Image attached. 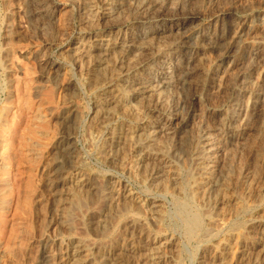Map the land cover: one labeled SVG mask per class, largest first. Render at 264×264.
Segmentation results:
<instances>
[{
  "label": "rangeland",
  "instance_id": "rangeland-1",
  "mask_svg": "<svg viewBox=\"0 0 264 264\" xmlns=\"http://www.w3.org/2000/svg\"><path fill=\"white\" fill-rule=\"evenodd\" d=\"M85 1L0 0V264H56L42 256L54 252L58 242L69 240L85 243L90 260L86 264H143L145 243L161 247L164 264H254L255 259L264 264L257 248L264 236V112L254 115L249 130L232 140L221 136L227 127L223 130L218 120L227 110L230 96L226 95H231L228 80L248 69L246 82L263 95L264 111V0H193L178 7L180 12L175 7L168 11L184 18L195 8L192 13L197 11V18L192 26L197 35L207 26L211 29L215 12L220 10L225 36L219 51L225 58L214 51L200 64L199 80L206 85L201 84L197 96L193 126L180 124L191 101L190 88L175 85L176 89L169 88L172 93L165 91L166 106L172 107L178 119L174 121L175 137L163 138L161 144L167 160L177 166L178 177L163 185L153 181L144 164L141 118L149 113L147 103L122 99L119 106H108L109 113L100 116L96 112L101 110L98 98L105 79L113 77L115 57L109 59L106 77L104 70L87 69V63L75 61L74 52L85 43L91 29L103 34L109 25H96ZM90 2L94 6V0ZM183 8L186 13L182 10V14ZM121 18V33L132 25L140 31L150 26L134 11H125ZM234 54L245 60L225 76L224 69ZM205 125L221 138L212 174L215 190L207 194L197 190L196 182L203 177L202 160L194 151ZM71 156L79 158L77 166L88 183L78 189V204L67 196L74 188L67 179L76 166ZM113 187L122 195L110 199L107 189ZM128 192L134 200L126 198ZM153 202L160 205L157 219L148 213ZM63 211L69 216L66 220L61 218Z\"/></svg>",
  "mask_w": 264,
  "mask_h": 264
},
{
  "label": "bare ground",
  "instance_id": "bare-ground-1",
  "mask_svg": "<svg viewBox=\"0 0 264 264\" xmlns=\"http://www.w3.org/2000/svg\"><path fill=\"white\" fill-rule=\"evenodd\" d=\"M73 1H76V0H73ZM86 1H87L86 4H87V8H88L86 10H88V12L89 11L91 12L90 14L92 15V17L94 19L92 17H90V18H92L94 20V23H96V25H98V24L102 25V23L104 22L105 24L109 23V25L106 27V31L103 34L97 35L96 33H94L95 30L91 29V32L89 33V36H87L85 43H83V45L80 46L78 50L76 49L77 50L76 52H74L75 61L77 60L79 62L87 63L88 64L87 69L96 67L97 70L99 69L100 72L104 70V72H102L103 74L102 73L101 74L103 76H105V74H107L108 70H109L108 63H109L110 57L111 56L115 57L114 58L115 60L113 59L114 60L113 61V67H112L113 70H111V72H112L111 76H113V77L112 78H106V79L104 78L105 82H104L103 88L101 87L102 90H101V93H100L99 98H98L100 100V103H101V110L96 111V112H98L97 114L100 113L99 114L100 116H102L104 112L109 113L110 109L108 106H110V105L117 106L118 103L122 99H124L125 102H129V103L136 100L138 105H139V103H143L144 105H146V103H147V108H148L147 110L149 113H147V116H142V118H141L142 126H143L142 130H143V132H145V133H143L144 134L142 136L143 138L140 140V142L142 143L141 146L143 145L145 147L144 149H146L144 164L146 163V165L148 166V169L150 171L149 174L152 176L154 182L163 185L164 183L166 184V182H167V181L165 182V180H167L169 178H171V181L172 180L176 181V179L178 177L177 176L178 175V168L176 165L172 164L173 162L171 163L167 160L166 151L164 148L165 146L163 143L162 144L164 147L161 144V140H163V138L165 140L167 138L166 141H168L172 137H175L174 135L176 134L177 126L174 125V121H175V119H178V116L175 113L173 114L172 107L170 110L166 106L167 104H166L165 100L168 96L166 97L165 91H167V89H169L171 87H174L175 85L176 86L183 85V87L188 86L190 88V90L192 91V95H191V101L192 102L190 101L189 107L187 108V111H185L184 115L180 114V113H178V114H180L181 116L183 115V117L180 118V124L193 126V123H194L193 119L195 118V115H196V112L198 109L197 106H199V105H197V102H198L197 96L201 91V88H202L201 84L204 83L203 81L200 82V80H199L200 73H202L200 64L202 65V62H203L202 60L204 58H206V54L214 52V51L218 52L219 58H223V59L225 58V53L220 52L221 50L219 51V47H220L219 42L225 36V29H224L225 25L223 26V23L221 22L222 20L220 19L221 18L220 16L222 15L221 11L218 10L217 12H215L217 14L216 16L214 15L215 16L214 17L215 24L210 25L211 29L209 28V26H207L206 28L199 30L197 35H195L197 28L195 29L192 26L193 21L197 18V13H196L197 11L195 13H192L195 8H193L192 12H191V10H188L189 12H191V13H188L189 17H187V15H186V17L181 18V17H179V15H177L175 13L168 14V11L170 10V8L175 7L174 9H177L178 7L179 8L181 6L183 7L185 4L190 5V3L193 0H101V1L100 0L99 1L94 0V6H92V2H90L92 0H90V1L86 0ZM213 1L214 0H211L210 2L212 3ZM219 1H221V0H218L217 3ZM222 1L225 2V0H222ZM230 1H232V0H230ZM227 2H228V0H227ZM227 2H226V4H227ZM233 2H234V0H233ZM76 4H73V5L77 6ZM192 6H193V4H192ZM199 6H200V4H199ZM185 7H189V6H185ZM212 7H214V6H212ZM190 8H192V7H190ZM185 9L184 8L181 9V13H182V10H185ZM177 10L179 11L180 9H177ZM125 11L136 12V14H138L139 16L144 17L145 20H148L150 22V26H148L146 29H143L140 31V29H138L135 25H132L131 27H128L127 29H125V31H123V33H121L120 32V26H122L123 23H120V20L123 18V17L121 18V16L123 15V13ZM181 13H180V15H181ZM185 13H186V10H185ZM181 16H183V15H181ZM223 19H224V17H223ZM121 22H122V20H121ZM158 22H159V25H155ZM118 32H119V34H118ZM221 46H222V44H221ZM224 49H225V47H224ZM254 51H256V49ZM254 54H256V53L251 52L252 56ZM216 55H217V53H216ZM230 56H232V55H230ZM241 57L242 56L240 54H234L230 63H227L229 66L226 69H224L225 70V73H224L225 76L229 75V71H231L233 69V67H235V66L237 67V65L240 62L245 60L244 57H243V59ZM223 59H221V60H223ZM254 60H256V59H254ZM224 63H226V62H224ZM247 65H250V64H247ZM245 67H248V66L245 65ZM178 71L179 72L181 71V74L176 75ZM93 73H95V72H93ZM96 73H98V72H96ZM88 74H89V72H88ZM249 74H250V70L248 69L246 71L238 73L236 76L234 75L235 77L233 79L230 78L228 80L232 89H231V95H226V96H230L229 98L226 97V98H228L227 110L225 109V112L218 115V117L220 118V119H218V120H220V123H219L220 127L223 128V130L225 129L224 128L225 126L227 127L221 136H224L225 138L227 137L228 139H231V140L233 138L237 137L236 135L244 134L247 130H249V126H251L249 124H251L250 122L253 119L254 115H256L260 112L261 113L264 112V111H261L262 102H263V97H262L263 95L260 93L258 88H256V89L252 88L249 85L250 83L248 84L246 82V79H248V76H250ZM107 77H109V76H107ZM94 79H95V77H94ZM202 79L204 80L203 77L201 78V80ZM226 79H227V77H226ZM91 80H93V79H91ZM224 80H225V78H224ZM94 81L95 80H93L92 82H94ZM96 81L99 83V81L97 79H96ZM224 84H225V82H224ZM203 85H206V84H203ZM223 86H227V85H223ZM227 88H225V89L227 90ZM228 89H230V87ZM169 90H171V89H169ZM172 92L173 91L171 90V93ZM208 92H209V90H208ZM219 93H221V92H219ZM228 94H230V93H228ZM175 96H176V93H175ZM203 99H204V97H203ZM225 100H227V99H225ZM169 101H170V99H169ZM144 102H146V103H144ZM188 102L189 101H187V103ZM171 104H172V101H171ZM177 104H178V102H177ZM224 104L225 103H223V105ZM169 105H170V103H169ZM111 107H113V106H111ZM121 107L123 108L122 104H121ZM121 107L119 109H121ZM263 107H264V105H263ZM126 108H125V110H126ZM181 108L182 107H180V109ZM71 109H72L71 110L72 113L76 112V110H74L73 108H71ZM127 110H128V108H127ZM128 111H131V110H128ZM117 113H119V112H117ZM199 113H197V114H199ZM262 114L264 115V113H262ZM148 115H150V116H148ZM205 116H207V115H205ZM258 116L259 115H257V117ZM103 117L105 119V116H103ZM103 117H102V119H103ZM201 117H203V116H201ZM262 117L264 118V116H262ZM209 118H213V117H209ZM201 119H203V118H201ZM134 121H137V119ZM204 121H206V119ZM73 122H71V124ZM238 122H239V126H236V125H238V124H236ZM240 122H242L241 126H240ZM78 125H79V123H78ZM205 127H207V128H205V129L203 128L201 130L203 132H201L202 134H200L201 136L198 139L199 145H198V148H195V146H194V151L196 149L197 154H199L198 156H200V158L202 160L201 170H202L203 177L200 181L198 180L199 182H196L197 190H200V191L202 190L201 192H204L207 194L208 192H212L215 190V186H214L215 183L213 181V177H212L213 175L212 174H213V169L216 168L215 167L217 164L216 159L219 156L218 153H219V147H220L218 145H219L221 138H219V136L213 134V130H211V127H209L208 125L207 126L205 125ZM213 129H214V127H213ZM139 136H140V134H139ZM116 137H117V135H116ZM249 137H252V136L249 135ZM117 139H119V137H117ZM193 139H195V138H193ZM170 141H172V140H170ZM222 141H224V140L222 139ZM225 141H226V139H225ZM134 142H136V141H134ZM194 142H195V140L193 141V144H194ZM118 143H119V141L115 142V144H118ZM245 143H247V142H245ZM195 144H196V142H195ZM134 147H135V145H134ZM166 150H168V149H166ZM139 152L143 153L144 151L143 152L139 151ZM231 154H233V153H231ZM70 159L72 160V162L74 161L76 163V166L70 164V165L75 166V167H74V169H72L73 171L68 176L67 179H69V182H73L74 188L72 187L73 186L72 185L71 186L72 191L70 192V190H71L70 189L69 190L70 193L67 192L68 193L67 196H68V200L71 198L72 202L74 201L77 203L79 190L82 187L88 185V183H86V180H84L82 178V175H81L80 170H79V166H77V163L79 162V158L77 156H71ZM140 164H143V163L140 162ZM144 164H143V166H144ZM225 168H227V167H225ZM53 171L55 172V170H53ZM147 172H148V170H147ZM65 173H63V174H65ZM144 174H146V173H144ZM196 175H198V173ZM49 176H50V174H49ZM84 177H85V175H84ZM86 178H87V176H86ZM52 180H53L52 185H54L56 183L54 181L55 178L51 179V181ZM57 182H58V180H57ZM223 183H225V182H223ZM158 184H157V186H158ZM155 186H156V184H155ZM90 187H92V186H90ZM191 189H192V187H191ZM84 190H85V188L83 189V192H84ZM107 190L108 191L110 190L108 192V195L109 194L111 195L110 199L114 198V195H116V194L122 195V192H119L120 190H116L115 187H113L112 189H107ZM216 190H217V187H216ZM95 191H96V189H95ZM89 192H90V190H89ZM102 192L105 194L104 191H102ZM130 192H128V194L126 193V195H127L126 198L134 200V196ZM217 192H218V190H217ZM85 193H86V191H85ZM26 195H28V193ZM11 197H12V195L10 196V199H11ZM64 200L65 199H63V201ZM61 201H62V198H61ZM128 201H130V200H128ZM55 203H57V202L55 201ZM126 204H128V203H126ZM79 205H80V203H79ZM126 206L127 205H125L124 207H126ZM148 207H149V205H148ZM65 208L63 209L64 211H65ZM129 208H131V207L129 206ZM126 209H128V208L126 207ZM126 209H124V210H126ZM148 210H149L148 213L151 215V217H153V219H157V217L160 215V205L157 202H153L150 205ZM59 214L61 215L62 213L59 212ZM62 216H63V218H65V220L67 219V217H69L66 215V212H64L63 215H61V218H62ZM104 219H102V220H104ZM62 220L64 221V219H62ZM98 220H101V219H98ZM196 223H197V221H196ZM102 225H103V223H102ZM211 228H213V227H211ZM207 234H209V233H207ZM262 237H264V236H262ZM262 237H261V240L259 241V243L257 244V248L259 249L258 255L264 257V238H262ZM83 244H85V243L83 242ZM83 244L80 241H70V240L66 243H63V242L59 243L58 242L56 250L50 254L43 255L42 258L45 260H48L50 262L52 261L53 263H56V264H86L90 260H89V255H88L87 249ZM143 245H144V247H142V249L145 252L141 253L142 255L140 253H138V255L142 256L143 264H164V259L166 257L162 256L160 246L155 247L153 243H151V244L145 243ZM162 252H164V251L162 250ZM130 254H132V253H130ZM163 255H164V253H163ZM127 257H130V256H127ZM99 259H101V258H99ZM130 259L131 258H129V260ZM121 260H122V258H121ZM131 263H133V262H131ZM108 264H114V262L108 263ZM123 264H125V263H123ZM254 264H257V259L254 260Z\"/></svg>",
  "mask_w": 264,
  "mask_h": 264
}]
</instances>
